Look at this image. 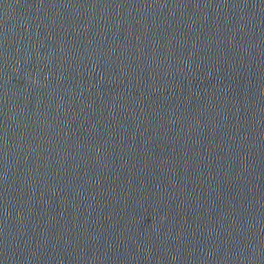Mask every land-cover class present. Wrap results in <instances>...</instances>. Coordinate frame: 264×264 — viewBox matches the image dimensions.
I'll use <instances>...</instances> for the list:
<instances>
[{"label": "water", "instance_id": "95a60500", "mask_svg": "<svg viewBox=\"0 0 264 264\" xmlns=\"http://www.w3.org/2000/svg\"><path fill=\"white\" fill-rule=\"evenodd\" d=\"M0 264H264V0H0Z\"/></svg>", "mask_w": 264, "mask_h": 264}]
</instances>
